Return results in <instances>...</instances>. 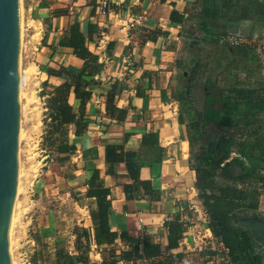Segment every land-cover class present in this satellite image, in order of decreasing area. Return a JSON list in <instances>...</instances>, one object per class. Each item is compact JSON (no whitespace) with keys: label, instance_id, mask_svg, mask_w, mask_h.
Returning <instances> with one entry per match:
<instances>
[{"label":"crops","instance_id":"1","mask_svg":"<svg viewBox=\"0 0 264 264\" xmlns=\"http://www.w3.org/2000/svg\"><path fill=\"white\" fill-rule=\"evenodd\" d=\"M197 1L107 0L108 12L102 15L100 0H22L25 19L40 26L27 57L38 75L42 106L67 79L64 74L48 76V69L81 73L88 82L85 90L90 96L82 108L71 93L67 99L79 126L77 133L74 124L64 126L62 139L73 146V152H52L55 163L49 169L53 173L55 168L52 178L82 212L77 227L89 234L87 257L95 264L130 250V244L118 238L120 234L137 240L139 251L144 237L159 248L157 256L174 251L182 230L179 220L190 218L189 204L201 203L194 188L192 132L172 90L177 71L186 66L180 57L184 50L190 70H198L197 75L204 70L194 66L201 59L193 58L195 44H209L207 36L195 32L192 16ZM56 10L63 13L54 16ZM170 13L181 21H171ZM75 23L94 60L78 58L71 48L59 44L62 33ZM241 24L242 34L261 29L251 21ZM212 27L216 34L212 45L222 52L224 47L216 45L215 37L224 28L218 29L217 23ZM225 49L231 55L237 50ZM199 82L203 94L205 81ZM88 185L106 192L107 228L115 234L109 244L98 246L92 240L91 218L97 212L94 197H86ZM169 222L180 229L174 248L167 246Z\"/></svg>","mask_w":264,"mask_h":264},{"label":"trees","instance_id":"2","mask_svg":"<svg viewBox=\"0 0 264 264\" xmlns=\"http://www.w3.org/2000/svg\"><path fill=\"white\" fill-rule=\"evenodd\" d=\"M62 13L63 11L56 10L53 15ZM172 16L173 13H170L171 21H181L180 18ZM192 20L195 32L207 36L206 43L212 45V38L216 35L212 29L214 23H217L218 29L220 25L224 28L226 23L244 21H251L262 27L264 6L258 0H198ZM197 35V33L194 34L192 39H195ZM86 38L87 40L91 38L90 27H88ZM59 44L71 48L72 54L78 58L95 59L84 47V37L76 23L62 33ZM237 50L241 56L250 57L257 62L250 50L245 48ZM196 65L198 67L200 65L198 60L195 61L194 66ZM244 73L247 77L250 76L247 70ZM46 74L54 77L64 74L67 79L54 88L51 96L44 99L45 110L42 122L46 128L45 148L56 154L70 155L74 148L66 145L65 140L62 139L63 129L66 125L74 124V133H77L79 122L71 113V105L67 103V99L71 93L73 99L79 101L78 108H82L90 96V92L85 90L88 82L81 77V73H73L62 67L55 71L48 69ZM242 83L244 82L235 80L234 85L228 84L229 86L224 90L220 89L215 81H205L201 111L193 112L192 115L190 109L186 107L183 113L192 132L190 144L195 147V151L191 153L194 160V188L207 214L208 226L212 233L219 236L228 247L233 264H264L260 256L253 254L249 237L245 233H240L230 223L231 215L238 211L257 213L258 192L255 184L258 183L264 188V176L260 174V170L264 168L262 165L264 164V136L258 135L261 124L264 122V98L260 96L264 93V89ZM174 97L178 103L182 100L179 96ZM258 115L260 116L257 117ZM210 126L214 130H207ZM246 128L250 129L251 139L234 146L237 135ZM233 148L239 158L228 160ZM255 149L258 150L257 153H254ZM242 158L246 160V163L241 160ZM91 178H95L94 173ZM105 193L103 189L91 190L89 185L86 191V197H94L96 200V218L91 220L92 240L98 246L109 244L115 238V234L109 232L107 228L108 203L104 201ZM165 227L167 246L174 248L180 233L179 226L175 222H169ZM71 235L72 251L60 244H54L51 254L44 257L42 250L36 249L30 255L28 264H95L87 257L89 251L87 230L74 227ZM118 238L128 242L130 250L121 251L115 259L112 256L109 261H102L99 264H115L119 259L126 261L127 264H135L132 258L153 257L160 252L159 248L150 243L146 237L142 238L140 251L137 240L127 238L123 234H120ZM32 240L36 243L39 241L37 236L32 237Z\"/></svg>","mask_w":264,"mask_h":264},{"label":"rangeland","instance_id":"3","mask_svg":"<svg viewBox=\"0 0 264 264\" xmlns=\"http://www.w3.org/2000/svg\"><path fill=\"white\" fill-rule=\"evenodd\" d=\"M19 1L20 8H23L22 0ZM20 14L19 102L22 109L19 118L20 140H18L19 181L8 235L11 264H28L30 255L36 249L42 250L44 257L49 256L54 244H60L72 251V228L78 226L82 214L74 206L73 199L66 194L65 189L61 188L60 184H56L57 179L52 178L51 174H55V168L53 173L49 169L55 163V156L45 148L46 128L42 122L44 111L38 90L40 85L36 69L27 57L31 44L39 38L40 26L27 21L22 9ZM195 45L193 58L201 59L199 62L204 68L203 73L197 75L198 70L195 72L190 70L187 64L188 53L184 50L180 57L185 60L186 66L177 71L172 83L174 96L182 99L179 103L181 111L188 107L185 99H192L190 108L193 110L192 115L193 112L201 111L203 94L199 80L217 81L218 79V86L224 89L230 84L234 85L235 80L239 82L238 76L247 70L250 76L242 84L264 89V78L255 60H251L250 57L243 58L238 50L231 55L226 53L225 48L220 52L210 44ZM243 68L246 70L243 71ZM197 80L199 87L196 85ZM187 86L188 93H186ZM207 130L214 129L210 126ZM192 150L195 151L194 146ZM257 152L258 150L255 149L254 153ZM256 214L264 219V208ZM34 236H37L38 243L32 240Z\"/></svg>","mask_w":264,"mask_h":264},{"label":"water","instance_id":"4","mask_svg":"<svg viewBox=\"0 0 264 264\" xmlns=\"http://www.w3.org/2000/svg\"><path fill=\"white\" fill-rule=\"evenodd\" d=\"M20 21V1L0 0V264H11L8 234L18 181ZM242 27L226 23L224 31L242 34ZM244 225L256 229L251 244L264 259V224L253 215Z\"/></svg>","mask_w":264,"mask_h":264},{"label":"built area","instance_id":"5","mask_svg":"<svg viewBox=\"0 0 264 264\" xmlns=\"http://www.w3.org/2000/svg\"><path fill=\"white\" fill-rule=\"evenodd\" d=\"M258 1L264 6V0ZM98 12L102 15L108 12L107 0H100ZM215 43L228 49L245 48L253 52L259 71L262 72V78H264V25L258 33L250 35L229 32L218 34L215 37ZM238 77L242 82L248 80L244 72ZM260 96L264 98V93H261ZM258 135L264 136V122L261 124ZM250 139V129L246 128L237 135L234 146ZM231 158H239L234 148L230 152L228 160ZM241 160L246 163L243 158ZM260 174L264 176V168L260 170ZM255 189L258 192L257 211L261 212L264 208V188L257 183ZM188 210L191 213L190 218L179 220L182 230L176 249L160 254L156 258H132L135 264H233L228 247L219 236L212 233L208 226L209 220L202 204L191 203ZM115 264H127V262L119 259Z\"/></svg>","mask_w":264,"mask_h":264},{"label":"flooded vegetation","instance_id":"6","mask_svg":"<svg viewBox=\"0 0 264 264\" xmlns=\"http://www.w3.org/2000/svg\"><path fill=\"white\" fill-rule=\"evenodd\" d=\"M193 83L194 82H192V84ZM188 100L189 99H187L186 104L190 105L191 104V101L189 102ZM188 108L190 109V106H188ZM253 215H256L257 219L260 220L264 224V219L259 218L257 216V214L248 213V212H244V211H243V213H241L240 211H238V212L232 214L231 215V219H230L231 225L234 226L235 228H237V230L240 233H245L249 237L250 243H251V239H250L251 236H253L254 234H256L257 231H256L255 228H250L249 225H244V223L247 222L249 219H251ZM251 249L253 251V254L258 255V256L261 257V255L259 253L254 252L252 244H251ZM262 262L264 263V259H262Z\"/></svg>","mask_w":264,"mask_h":264},{"label":"bare ground","instance_id":"7","mask_svg":"<svg viewBox=\"0 0 264 264\" xmlns=\"http://www.w3.org/2000/svg\"><path fill=\"white\" fill-rule=\"evenodd\" d=\"M21 9L22 8H20V11H21ZM20 27H21V21H20ZM20 35H21V29H20ZM21 71H20V67H19V77H20V81H21V73H20ZM19 97H20V93H19ZM19 104H20V102H19ZM20 114H21V104H20ZM19 135H20V128H19V133H18V140H20V138H19ZM18 181H19V170H18ZM18 181H17V186H18ZM18 188V187H17ZM17 188H16V192H17ZM15 198H16V193H15ZM15 198H14V202H13V209H12V215H11V219H10V227H9V234H10V229H11V222H12V220H13V211H14V203H15ZM8 234V235H9ZM8 238H9V236H8ZM8 242H9V239H8ZM10 252V251H9ZM11 257V256H10Z\"/></svg>","mask_w":264,"mask_h":264}]
</instances>
